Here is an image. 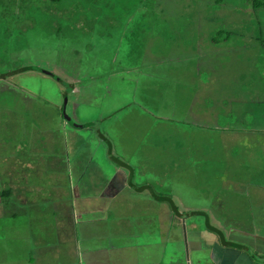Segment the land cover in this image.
<instances>
[{
  "label": "crops",
  "instance_id": "0c3cea01",
  "mask_svg": "<svg viewBox=\"0 0 264 264\" xmlns=\"http://www.w3.org/2000/svg\"><path fill=\"white\" fill-rule=\"evenodd\" d=\"M203 20V57L183 61L184 75L143 81L145 96L161 98L151 110L138 103L147 73L134 58L103 75L100 94L91 86L76 102L79 124L63 118L62 94L48 99L0 79V264H264V86L254 94L222 82L216 57L234 33L214 43V23ZM182 24L183 36L169 30L176 39L144 29L131 39L145 41L147 64H167L176 48L197 46ZM97 100L101 116L88 117ZM239 100L254 105L242 111ZM161 128L168 141L155 142V154L147 135Z\"/></svg>",
  "mask_w": 264,
  "mask_h": 264
},
{
  "label": "rangeland",
  "instance_id": "374dc122",
  "mask_svg": "<svg viewBox=\"0 0 264 264\" xmlns=\"http://www.w3.org/2000/svg\"><path fill=\"white\" fill-rule=\"evenodd\" d=\"M204 17L214 23L208 35L216 33L215 26L219 25L234 33L229 41L230 46L221 49V56L216 57L223 62L218 68L219 78L237 92L260 93L264 86V10L254 12L246 0H224L221 4L215 0H0V46L4 47L0 49V75L7 74L8 88L22 86L45 93L48 99L62 94L61 108L65 96H68L67 116L73 119V124H79L84 117H76V102L91 96V86L98 89L97 95L100 94L104 90L102 87L106 78L102 77L106 72L132 68L129 62L138 59L144 62L140 69L147 73L137 80L138 87L143 89L138 103L151 110L159 93L145 96L152 90L143 88L146 83L143 81L149 80L146 76L150 74L166 77L184 75L187 68L183 69V61H199L203 57V53L199 55L202 46L196 30L200 25L203 32ZM186 21L195 33L188 36L196 40L194 53L192 49L182 54L176 48L166 58L167 64L156 67L150 62L147 64V57L142 55V43L145 41L132 40L134 33L144 29L169 41L176 39V35L169 30H178L184 35L187 28L182 23ZM7 33L11 34L8 39L4 36ZM144 36L149 38L147 34ZM131 44L134 46L130 50ZM209 57L210 52H207ZM121 61L123 64L120 66ZM48 74H53L57 79ZM97 75L99 78H94ZM89 79L100 85L90 84L87 82ZM108 96L110 94L105 91V99ZM147 97H151L150 101L147 100L151 104L145 101ZM100 102L97 100L95 109L88 117L97 115L95 111L101 116ZM238 102V107H242L243 102ZM105 105L106 110L114 107L112 104ZM253 105L249 102L240 109L243 111ZM137 123L144 124L145 118H137ZM66 132H63V144L70 147L71 138ZM81 134L87 139L85 133ZM144 139L152 140L155 154L158 153L155 142H161L159 149H163V144L166 145L168 141L167 133L162 128L154 129ZM226 151L227 155L233 153L231 146ZM164 165L167 166L166 162H159L157 167L163 170ZM174 165L177 167L180 164Z\"/></svg>",
  "mask_w": 264,
  "mask_h": 264
},
{
  "label": "trees",
  "instance_id": "16d2710c",
  "mask_svg": "<svg viewBox=\"0 0 264 264\" xmlns=\"http://www.w3.org/2000/svg\"><path fill=\"white\" fill-rule=\"evenodd\" d=\"M51 2H59L61 0H50ZM217 3H223L224 0H215ZM248 2V5L251 6L254 12H257L259 10H264V0H246ZM8 36L10 35L7 33ZM231 33L230 31H227L225 29L218 30L215 35L212 36V41L214 43H220L223 41H226L230 37ZM27 71V70H26ZM19 72V71H18ZM7 74L0 75L1 78H6ZM52 77H55L53 74H51ZM57 79V77H55ZM170 204H173V201L171 198H165ZM176 208V207H175Z\"/></svg>",
  "mask_w": 264,
  "mask_h": 264
},
{
  "label": "water",
  "instance_id": "95a60500",
  "mask_svg": "<svg viewBox=\"0 0 264 264\" xmlns=\"http://www.w3.org/2000/svg\"><path fill=\"white\" fill-rule=\"evenodd\" d=\"M33 70L41 72V70H39V69L36 70L35 68H33ZM48 75H51V74H48ZM64 99H65V100H64V103H63V106H62V109H61V111H62V116H63V118H64L65 120H70V118L67 116V113H66L67 104H68V96H65Z\"/></svg>",
  "mask_w": 264,
  "mask_h": 264
}]
</instances>
